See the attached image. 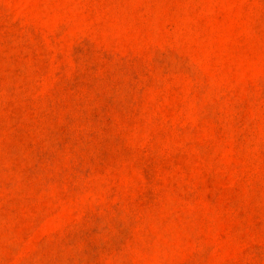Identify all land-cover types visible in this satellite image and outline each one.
Masks as SVG:
<instances>
[{"label": "rangeland", "instance_id": "obj_1", "mask_svg": "<svg viewBox=\"0 0 264 264\" xmlns=\"http://www.w3.org/2000/svg\"><path fill=\"white\" fill-rule=\"evenodd\" d=\"M0 264H264V0H0Z\"/></svg>", "mask_w": 264, "mask_h": 264}]
</instances>
